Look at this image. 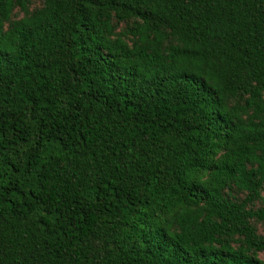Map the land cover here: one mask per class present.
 <instances>
[{
	"label": "trees",
	"instance_id": "1",
	"mask_svg": "<svg viewBox=\"0 0 264 264\" xmlns=\"http://www.w3.org/2000/svg\"><path fill=\"white\" fill-rule=\"evenodd\" d=\"M0 264H264V0H0Z\"/></svg>",
	"mask_w": 264,
	"mask_h": 264
}]
</instances>
